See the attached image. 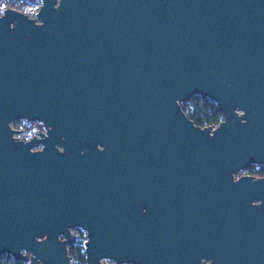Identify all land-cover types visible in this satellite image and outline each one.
<instances>
[{"label": "water", "instance_id": "water-1", "mask_svg": "<svg viewBox=\"0 0 264 264\" xmlns=\"http://www.w3.org/2000/svg\"><path fill=\"white\" fill-rule=\"evenodd\" d=\"M40 1L0 11V255L264 264V0Z\"/></svg>", "mask_w": 264, "mask_h": 264}, {"label": "trees", "instance_id": "trees-1", "mask_svg": "<svg viewBox=\"0 0 264 264\" xmlns=\"http://www.w3.org/2000/svg\"><path fill=\"white\" fill-rule=\"evenodd\" d=\"M182 109L184 110L188 118H190L195 125H198L200 127L216 126L222 120V115L218 107L208 98L200 95H195L194 100L189 108L183 107ZM30 125H32L33 127L37 126L38 129L41 127V125L37 122H33ZM32 135L33 132L28 136ZM260 171L262 172V174L264 173V168L262 166L260 167ZM85 241L86 238H84L82 242H76L72 239L71 243L68 246V255L70 259H75L78 264H86L84 255ZM8 257L11 259L10 256ZM13 262L19 263L16 261ZM0 264H3V261L0 260Z\"/></svg>", "mask_w": 264, "mask_h": 264}, {"label": "rangeland", "instance_id": "rangeland-1", "mask_svg": "<svg viewBox=\"0 0 264 264\" xmlns=\"http://www.w3.org/2000/svg\"><path fill=\"white\" fill-rule=\"evenodd\" d=\"M41 1H37V0H18L16 1L13 5L12 8L16 9H20L26 13H29L33 16L36 15L39 5H40ZM8 5L7 0H0V9L5 8ZM7 8V7H6ZM195 95H192L190 97H188L187 99H185L184 101H182L181 103L183 104L184 108H189L190 105L192 104L193 100H194ZM22 123H17V122H12L11 123V127L12 128H16L17 125H21ZM26 135H30L32 132H34L36 129H38L37 127H33L32 125H29L27 127H25ZM44 132V129H42ZM245 170H242L240 172H238L236 174V176L238 177L241 174H244ZM86 238V232L84 230H82L81 228L75 227L71 229V240L73 239L76 242H82V240ZM69 246V245H68ZM5 254V253H4ZM2 254L0 255V260L3 261V264H28V262H24V261H17L14 260L10 255L8 254ZM10 256L11 259L8 257ZM19 262V263H15L13 261ZM104 264H114L113 261L111 260H104L103 261ZM71 264H78L77 261L75 259H71L70 260Z\"/></svg>", "mask_w": 264, "mask_h": 264}, {"label": "flooded vegetation", "instance_id": "flooded-vegetation-1", "mask_svg": "<svg viewBox=\"0 0 264 264\" xmlns=\"http://www.w3.org/2000/svg\"><path fill=\"white\" fill-rule=\"evenodd\" d=\"M16 1H18V0H7V3H8V5L6 6L7 8H12V5L16 2ZM23 1V0H22ZM37 1H39V0H37ZM40 6V5H39ZM6 7L5 8H3V11L6 9ZM14 9V8H13ZM17 10V9H16ZM37 127V126H36ZM38 128V127H37ZM262 165H259V164H250V165H248L245 169H243V170H245V173L244 174H241V175H249V176H252L254 179H256V178H264V173L262 174V172L260 171V167H261ZM263 167V166H262ZM264 168V167H263ZM237 174V173H236ZM236 174H235V176H234V178H238L239 176H241V175H239L238 177H236ZM200 264H206L204 261H201L200 262Z\"/></svg>", "mask_w": 264, "mask_h": 264}, {"label": "built area", "instance_id": "built-area-1", "mask_svg": "<svg viewBox=\"0 0 264 264\" xmlns=\"http://www.w3.org/2000/svg\"><path fill=\"white\" fill-rule=\"evenodd\" d=\"M0 11H3V9H0ZM13 122H17V123H22L21 125H17L16 126V128H14V129H16V130H19V132L15 135L16 137H18V138H20V139H22V140H29L31 137H33V136H38V133L39 132H43V130L42 129H44L42 126L39 128V129H36L34 132H33V135L32 136H28V135H26L25 134V132H26V128L25 127H27V126H29L31 123H33V122H36V121H28V120H24V119H18V120H15V121H13ZM37 123H39V122H37ZM40 124V123H39ZM41 125V124H40ZM41 147H40V145L39 146H37V147H35V148H33V149H40ZM237 177V176H236Z\"/></svg>", "mask_w": 264, "mask_h": 264}]
</instances>
